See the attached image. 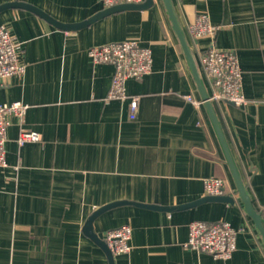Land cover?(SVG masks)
Returning a JSON list of instances; mask_svg holds the SVG:
<instances>
[{"label": "crops", "instance_id": "obj_1", "mask_svg": "<svg viewBox=\"0 0 264 264\" xmlns=\"http://www.w3.org/2000/svg\"><path fill=\"white\" fill-rule=\"evenodd\" d=\"M199 84L163 0L141 11L103 17L64 31L36 13L0 12L25 65L20 77L0 80V105L20 102L24 118H10L6 167L0 168V264H109L91 234L128 226L130 251L114 264H264V239L246 214L238 182L264 228V0H169ZM21 2L60 24H77L105 10L102 0ZM206 13L214 37L193 39L188 26ZM135 40L152 53L151 72L126 82L127 99L106 101L113 67L93 64L88 50ZM214 46L233 51L242 72L244 106L210 98L200 58ZM138 98L135 119L129 100ZM37 142L18 146L21 132ZM223 181L234 204L205 203L173 212L204 196L203 183ZM238 181V182H237ZM194 221L226 222L237 231L229 260L185 246Z\"/></svg>", "mask_w": 264, "mask_h": 264}, {"label": "built area", "instance_id": "obj_2", "mask_svg": "<svg viewBox=\"0 0 264 264\" xmlns=\"http://www.w3.org/2000/svg\"><path fill=\"white\" fill-rule=\"evenodd\" d=\"M146 0H102L104 9L118 5H141ZM188 30L193 39L214 37L217 28L209 22L206 13L197 15L189 24ZM93 64H109L113 67V76L106 101L127 99L126 82L140 80L151 72L152 53L149 48L141 47L137 41L128 40L93 47L88 50ZM201 66L213 87L210 98L195 101L190 96L184 98L194 106L208 101H223L235 106H244L246 98L242 92V72L236 54L233 51L218 50L214 46L204 51L200 58ZM25 72V65L19 61L18 47L15 38L9 31L0 26V80L20 77ZM129 118L135 119L138 98L129 100ZM27 106L20 102L0 105V168L6 167L7 128L10 118L21 121ZM40 136L35 132H21L16 140L18 146L37 142ZM223 181L210 178L204 181L206 196H222ZM237 231L226 222L194 221L188 226V238L185 246L209 254L214 259L229 260L236 250ZM131 229L122 226L106 232L104 242L112 256L126 255L130 251L129 239Z\"/></svg>", "mask_w": 264, "mask_h": 264}, {"label": "water", "instance_id": "obj_3", "mask_svg": "<svg viewBox=\"0 0 264 264\" xmlns=\"http://www.w3.org/2000/svg\"><path fill=\"white\" fill-rule=\"evenodd\" d=\"M167 14L172 22L173 28L175 30V33L177 35V38L182 46V49L184 51V54L188 60L189 66L191 68L192 74L196 80V82L199 84V79H198V74L196 71V68L194 66L191 54L189 52L188 46L186 44V41L184 39V36L182 35L176 19L174 17L173 11H172V6L170 4L169 0H163ZM152 0H146L143 4L141 5H131V4H124V5H118L112 8H108L105 10H102L101 12L97 13L96 15L92 16L91 18H89L88 20H85L83 22L77 23V24H60L58 22H56L55 20H53L52 18L48 17L46 14H44L43 12H41L40 10H38L37 8H34L30 5L21 3V2H12V3H7V4H3L0 6V12L7 10V9H13V8H22V9H26L29 11H32L34 13H36L37 15H39L40 17H42L43 19L47 20L48 22H50L51 24H53L55 27L64 30V31H76L79 29H82L86 26H88L89 24H92L93 22L106 17L108 15H112L115 13H119V12H123V11H141V10H146L149 7L152 6ZM206 99V98H205ZM238 182V181H237ZM238 188H239V194H240V200L243 203L244 206V210L246 212V214L251 218V220L253 221L255 227L257 228V230L260 232L261 236L264 239V228L262 226L261 220L259 215L257 214V212L253 209L251 202H250V198L248 197V195L245 193V191L243 190L241 184L238 182ZM129 202H125V201H121V202H115L112 204H109L107 206H104L103 208H100L99 210H97L96 212H94L90 218L88 219L87 223H86V227L85 230L88 232V234L91 236V238L94 239V241L100 246V248L103 250L104 254L107 257L108 263L109 264H114L113 262V256L111 254V252L109 251V249L107 248L106 244L104 241L99 240L96 236H92L91 234V223L92 221L98 217L99 215H101L102 213L116 207V206H120V205H125L128 204ZM205 203H224V204H230L233 205L234 204V199L231 196L228 195H222V196H204L194 202H190L187 204H183L177 207H158V206H153V205H139L140 207L144 208V209H149V210H155V211H162V212H173V211H183V210H187V209H191L194 207H197L199 205L205 204Z\"/></svg>", "mask_w": 264, "mask_h": 264}]
</instances>
